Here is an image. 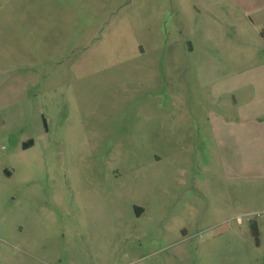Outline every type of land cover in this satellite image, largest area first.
<instances>
[{"label":"rangeland","instance_id":"1","mask_svg":"<svg viewBox=\"0 0 264 264\" xmlns=\"http://www.w3.org/2000/svg\"><path fill=\"white\" fill-rule=\"evenodd\" d=\"M175 3L0 0V264H264V144H219L199 81L264 41Z\"/></svg>","mask_w":264,"mask_h":264},{"label":"crops","instance_id":"2","mask_svg":"<svg viewBox=\"0 0 264 264\" xmlns=\"http://www.w3.org/2000/svg\"><path fill=\"white\" fill-rule=\"evenodd\" d=\"M170 1L172 11H179V6L175 3L178 0ZM208 1H211L212 6L208 8L205 4L203 7L196 6V11L200 16L204 15L213 19L215 35L219 39L227 40L226 44L229 48L250 46L256 49L263 43L264 38L261 33L264 31L262 29L264 28V0ZM238 33L240 37L234 36ZM250 61V58L233 57L231 63L237 68L233 72L218 78L214 76H209V79L199 78L201 87L210 81L215 84L214 86H223L217 93L212 91V97L215 98L213 101H215L208 109L215 113V116L214 119H209L212 124L211 130L215 134L217 132L216 137L219 143L223 137H227L225 131L227 126L230 130L228 138L231 142H229L236 145V149L241 152V154L236 153V156L245 162L249 158L256 160L257 154L251 150L254 146L264 144V61L258 58L253 64L255 66L245 69ZM201 97L205 99L203 92ZM226 112L233 113L234 118L226 119L223 115ZM31 145H33L32 140L23 143L24 148ZM260 157L261 161L257 167L252 166V176L264 179V152Z\"/></svg>","mask_w":264,"mask_h":264},{"label":"trees","instance_id":"3","mask_svg":"<svg viewBox=\"0 0 264 264\" xmlns=\"http://www.w3.org/2000/svg\"><path fill=\"white\" fill-rule=\"evenodd\" d=\"M262 37L264 38V31L261 33ZM255 232L257 233V230L255 228Z\"/></svg>","mask_w":264,"mask_h":264}]
</instances>
